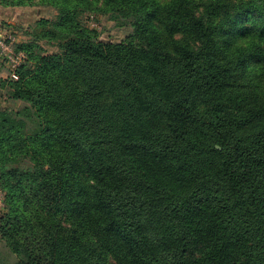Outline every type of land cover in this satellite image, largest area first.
<instances>
[{
  "label": "trees",
  "instance_id": "obj_1",
  "mask_svg": "<svg viewBox=\"0 0 264 264\" xmlns=\"http://www.w3.org/2000/svg\"><path fill=\"white\" fill-rule=\"evenodd\" d=\"M35 3L0 75L14 264H264V0H0Z\"/></svg>",
  "mask_w": 264,
  "mask_h": 264
},
{
  "label": "rangeland",
  "instance_id": "obj_2",
  "mask_svg": "<svg viewBox=\"0 0 264 264\" xmlns=\"http://www.w3.org/2000/svg\"><path fill=\"white\" fill-rule=\"evenodd\" d=\"M0 9H4L2 10L4 12L0 11V75L5 78L7 73L10 75V72L20 65L17 56H24L22 52L15 55L13 46L27 40L25 31L33 27L38 19H53L57 10L52 6L38 5V3L21 7L0 6ZM82 20L87 28L97 31L103 41L122 43L128 40L131 33L130 27L118 26L103 15L87 13L83 15ZM45 47L49 53H54L56 50L50 46ZM21 106L19 102L13 103L6 99L5 91L0 89V109H18ZM3 209L4 194L0 190V214ZM16 261V256L0 240V264H14Z\"/></svg>",
  "mask_w": 264,
  "mask_h": 264
},
{
  "label": "built area",
  "instance_id": "obj_3",
  "mask_svg": "<svg viewBox=\"0 0 264 264\" xmlns=\"http://www.w3.org/2000/svg\"><path fill=\"white\" fill-rule=\"evenodd\" d=\"M20 56V57H19ZM19 56H17V59H19V61L21 62L23 59H24V56H22V55H19ZM16 58V57H15ZM19 62V63H20ZM12 78L13 79H17V77L14 75V74H12Z\"/></svg>",
  "mask_w": 264,
  "mask_h": 264
},
{
  "label": "crops",
  "instance_id": "obj_4",
  "mask_svg": "<svg viewBox=\"0 0 264 264\" xmlns=\"http://www.w3.org/2000/svg\"><path fill=\"white\" fill-rule=\"evenodd\" d=\"M2 10H4V9H0L1 12H4V11H2ZM1 12H0V13H1ZM5 13H6V12H5ZM6 14H7V13H6Z\"/></svg>",
  "mask_w": 264,
  "mask_h": 264
}]
</instances>
